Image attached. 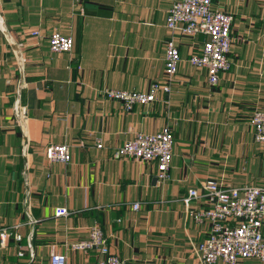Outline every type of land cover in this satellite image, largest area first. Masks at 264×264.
<instances>
[{
    "label": "crops",
    "instance_id": "obj_1",
    "mask_svg": "<svg viewBox=\"0 0 264 264\" xmlns=\"http://www.w3.org/2000/svg\"><path fill=\"white\" fill-rule=\"evenodd\" d=\"M172 4L0 0V264H51L55 253L69 264H96L97 254L72 248L94 225L128 264H200L194 246L210 224L198 225L188 210L207 204L187 205L188 191L209 180L264 185V144L251 125L253 113L264 112V0H213L235 18L231 70L218 86L188 63L206 38L175 34L183 62L170 94L132 112L107 98L106 90L148 92L164 80ZM53 32L74 38V49L52 53ZM22 107L28 117L19 124ZM168 126L175 137L170 181L158 180L156 162L116 158L135 134ZM66 144L72 161L49 162L46 149ZM58 208L69 216L56 217Z\"/></svg>",
    "mask_w": 264,
    "mask_h": 264
},
{
    "label": "built area",
    "instance_id": "obj_2",
    "mask_svg": "<svg viewBox=\"0 0 264 264\" xmlns=\"http://www.w3.org/2000/svg\"><path fill=\"white\" fill-rule=\"evenodd\" d=\"M168 12L166 27L171 38L166 41L165 78L151 84L148 92L127 90H106L109 100L119 101L125 112H132L137 106H149L157 101L159 94H170L172 84L179 73L183 62L181 52L175 41V34L186 35L193 39L204 36L200 48L191 55L188 63L196 68L206 70L208 84L218 86L221 76L231 70L229 55L233 46L232 28L234 16L230 13L214 9L213 0H172ZM0 16V25H2ZM33 36H40L38 31ZM49 39L52 53L64 54L74 49V38L53 32ZM28 110L22 107L17 111V120L21 124L27 119ZM255 139L264 144V112L256 111L251 117ZM175 137L173 129L168 126L159 132L137 133L133 139L118 147L116 158H130L141 163L156 162V172L161 183L170 181V169L173 161ZM103 147L102 142L98 148ZM28 143L24 145L26 155ZM49 162L67 164L72 161L71 149L66 145H51L45 151ZM202 189H190L185 203L203 200L207 207L204 210H188L189 217L198 225L210 224V231L200 244L194 246V255L200 264H240L247 260L264 263V185L229 187L216 180L204 182ZM139 203L133 209L139 210ZM69 209L58 208L56 217H68ZM8 232L1 233V244L6 245ZM20 234L15 236L21 240ZM73 250L84 255H98L96 264H128L120 258L109 245L104 231L99 225L89 229V237L72 246ZM51 264H69L64 254L55 253Z\"/></svg>",
    "mask_w": 264,
    "mask_h": 264
}]
</instances>
